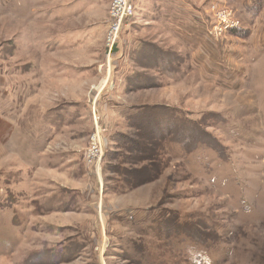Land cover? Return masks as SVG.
<instances>
[{"label":"rangeland","instance_id":"rangeland-1","mask_svg":"<svg viewBox=\"0 0 264 264\" xmlns=\"http://www.w3.org/2000/svg\"><path fill=\"white\" fill-rule=\"evenodd\" d=\"M124 1L0 0V264H264L263 0Z\"/></svg>","mask_w":264,"mask_h":264},{"label":"crops","instance_id":"crops-1","mask_svg":"<svg viewBox=\"0 0 264 264\" xmlns=\"http://www.w3.org/2000/svg\"><path fill=\"white\" fill-rule=\"evenodd\" d=\"M177 3H179V1L180 0H175ZM234 1H236V3H237V5H238V8H239V12H244L242 15L245 17L246 16V14H248V13H250L249 11H250V8H252V6H253V4H254V2L256 1V0H234ZM258 9H257V7H255L254 9H255V11L253 12V14L255 15V19L254 20H252L251 18H252V16H251V18L250 19H248L246 22L249 24V25H251L252 23L254 24V22H256L254 25H255V28L256 29H262V31H264V26H263V23H262V21L264 20V0H263V3L261 4V6H259V4H258ZM162 10H163V12H162V14L160 15V16H164V5H162V8H161ZM184 13V14H187L188 16H189V18H191L192 20H190L189 22L190 23H192V24H190L189 25V23H187L186 22V29L188 28V27H196V28H200V27H197L196 25L197 24H201V23H199V20L197 19L199 16H198V13L197 12H195L194 10H193V8L192 7H190V8H188V9H186V10H180L179 12H176V13H178L179 15H181V13ZM241 15V14H240ZM241 15V16H242ZM175 16H176V14H175ZM177 17V16H176ZM257 19V21H255ZM163 20V19H162ZM195 21L196 22H198V23H195ZM173 25V24H172ZM189 25V26H188ZM248 25V26H249ZM257 25V26H256ZM252 26V25H251ZM204 27H205V25H204ZM246 29H248V27L246 28ZM249 31H251L250 32V34H252L253 33V30L252 29H249ZM255 31H257V30H255ZM251 37V35L249 36V38ZM202 39V38H201ZM201 39H199V40H201ZM212 43H213V41H212ZM217 44H218V41L216 42ZM264 44L262 43V44H260V46H263ZM256 47V46H255ZM36 166H38V165H36ZM45 208L46 207H44L43 209L45 210ZM48 209H49V207H48ZM13 212H15L14 210H13ZM15 224H17V217H15Z\"/></svg>","mask_w":264,"mask_h":264},{"label":"built area","instance_id":"built-area-1","mask_svg":"<svg viewBox=\"0 0 264 264\" xmlns=\"http://www.w3.org/2000/svg\"><path fill=\"white\" fill-rule=\"evenodd\" d=\"M125 3L126 2L124 0H114L113 12L112 13L113 14H117L118 11H119L118 9L121 8V7L123 8V5ZM122 17L123 16L120 15L119 20ZM239 26H240V20L239 21L236 20L235 22L231 21V20H228L225 23L224 22H218L217 24H215L212 31H213V34L216 35L217 30L218 31H222L224 33V32H226L228 30H231V29H233L235 27H239ZM118 27L119 26L117 24L115 26V29L117 30ZM91 140H92V146H93L91 153L93 154V156L97 155V153H99L102 156V154H103V143H102L101 138L98 135H94V136H92Z\"/></svg>","mask_w":264,"mask_h":264},{"label":"trees","instance_id":"trees-1","mask_svg":"<svg viewBox=\"0 0 264 264\" xmlns=\"http://www.w3.org/2000/svg\"><path fill=\"white\" fill-rule=\"evenodd\" d=\"M233 30H234V29H233ZM233 30H232V31H233ZM246 30H248V29H246ZM136 111H137V113H138V112H141L140 110H136ZM144 116L147 117L148 115H147V114H144ZM172 141H174V140L168 139V142H172ZM197 144H198V143H197ZM197 144H196L195 146L191 147V148H185L184 151H188V152L193 151L194 149H196Z\"/></svg>","mask_w":264,"mask_h":264}]
</instances>
